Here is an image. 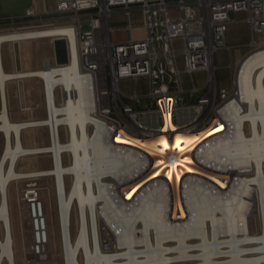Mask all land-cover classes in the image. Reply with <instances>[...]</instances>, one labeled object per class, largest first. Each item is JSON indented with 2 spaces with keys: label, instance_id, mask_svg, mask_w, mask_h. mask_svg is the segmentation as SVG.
I'll list each match as a JSON object with an SVG mask.
<instances>
[{
  "label": "bare ground",
  "instance_id": "obj_1",
  "mask_svg": "<svg viewBox=\"0 0 264 264\" xmlns=\"http://www.w3.org/2000/svg\"><path fill=\"white\" fill-rule=\"evenodd\" d=\"M58 27L64 28L15 34L23 39H28L27 34L59 35L62 38L55 39L67 41L69 65L61 70L45 60L41 70L49 79L45 86L50 108L46 119L31 123L11 121L7 99H3L10 75L3 77L0 186L12 180L21 153L52 155L48 173L54 180L66 264H78L71 246L70 223L71 212L77 208L80 224L75 243L76 250H81L83 264H177L180 258L181 264H248L246 257L253 251L247 245L252 231L250 222L260 201L264 218V199L259 196L264 189V47L253 50L240 62L229 88L233 87L236 74L237 95L219 108L218 116L205 127L185 131L170 123L149 138L137 139L121 133L114 139L115 144L109 140L110 128L98 117L92 82L81 71L75 30ZM15 36L11 37L12 43L19 40ZM7 37L0 35V48ZM62 91H69L70 97L59 104L56 95ZM242 104L255 105L256 113L244 112ZM26 128L47 129L49 143L25 147L22 133ZM61 129L66 133V142L61 141ZM176 136L182 138L179 148L183 151L174 147ZM193 139L196 142L192 144L183 143ZM161 140L168 141L166 148L160 145ZM64 154L72 162L64 163ZM174 161L176 167L171 168ZM24 190L36 194V189ZM212 192L219 195L222 209L217 194ZM197 193L204 194L199 197ZM31 196L34 195H28ZM198 205L211 208L212 224L206 219L200 224L196 221L194 207ZM30 210L34 240L38 241L34 242L36 249L46 242L47 217L45 207L38 201ZM8 213V197L2 192L0 224L5 235L0 240L1 264H17ZM219 216L221 220H217ZM98 219L110 226L100 236ZM87 224L92 232L91 246ZM253 242L257 262L264 264V233L256 232Z\"/></svg>",
  "mask_w": 264,
  "mask_h": 264
},
{
  "label": "built area",
  "instance_id": "obj_2",
  "mask_svg": "<svg viewBox=\"0 0 264 264\" xmlns=\"http://www.w3.org/2000/svg\"><path fill=\"white\" fill-rule=\"evenodd\" d=\"M134 11L142 15L140 26L131 22ZM115 13L127 17L124 40L112 38L113 29L108 22ZM233 13L246 14L251 35L248 54L264 47L255 37L264 34V0H55L53 11L44 8L42 12L36 10L33 2V7L23 16L10 18L11 25L0 23V33L36 32L55 26H70L75 30L81 71L92 82L91 90H95L94 99L100 111L98 117L110 128L109 140L115 143L114 139L121 133L137 139L153 137L170 123L178 130H198L218 116L217 110L237 95L236 74L231 89L220 87L213 63L218 50L229 48L226 31ZM177 42L179 49L175 47ZM67 57L69 62L68 48ZM196 71L206 73L200 87L192 77ZM183 73L191 76L187 89L181 79ZM139 78L148 80L145 96L138 95L134 87L128 95L120 89L119 80L135 83ZM59 95V104L70 97L69 91ZM44 96L48 112L50 102L46 92ZM20 189L21 201L27 205L26 224L32 232V258L45 260L47 241L34 248V242L38 241L34 240L30 222L33 202L45 207L38 195L41 188L34 182V185L25 183ZM24 189H36V194Z\"/></svg>",
  "mask_w": 264,
  "mask_h": 264
},
{
  "label": "rangeland",
  "instance_id": "obj_3",
  "mask_svg": "<svg viewBox=\"0 0 264 264\" xmlns=\"http://www.w3.org/2000/svg\"><path fill=\"white\" fill-rule=\"evenodd\" d=\"M36 4V10L38 12H42L44 8H46L48 11H53L55 7V0H45V5L46 7L43 8V0H35ZM10 20L8 18H3L0 19V23H8ZM131 22L133 25H138L140 26L142 24V15L138 11H134L131 14ZM127 23V17L123 13H115L113 14L110 19H109V26L113 29L112 36L115 38H125L127 33L124 31V26ZM59 28H64V27H50V28H44L41 30H48V29H59ZM31 31H15V32H5V33H0V35H6L8 36L6 40L1 42V48H0V53L2 49L3 43L10 41L11 42V37L15 36V34H20V33H27ZM138 32V31H137ZM139 33V32H138ZM96 35L99 36V31H96ZM233 42L239 43L238 45L233 47L232 49V54L235 55L238 52H242L244 49L247 47L241 46L243 45L247 40L248 36L243 34V30L241 29V26L239 24H235L233 27ZM28 39H23L21 37H16L19 40L17 43H21V45H28L31 43H34V47L30 50L31 58L33 63H37L38 60L41 57H48L50 58L52 64L54 62V41L53 38H62L59 35L52 34L44 37H40L41 39H36V40H29L32 37L31 35H26ZM38 37V36H36ZM256 38L258 40H261L264 42V34H257ZM67 42V41H66ZM68 44V43H67ZM8 45H4L3 48V56H4V64L9 65L10 64V54L7 49ZM176 49H179V44L178 42L175 45ZM224 51V50H221ZM1 60H2V54H1ZM180 60V56H178V61ZM216 65H218V68L216 69V81L218 86H229L231 85V73L229 72L228 69L224 67V65L228 61V56L227 53L224 51L222 54L216 57ZM47 62V61H46ZM69 65H52V67L60 68L61 70H66V67ZM46 71L45 73H47ZM34 74H37L35 77H39L42 79L45 87V92L47 93V87L45 86L46 83L49 82V79L47 80L44 78V72L43 70H33V71H18V72H6L2 67H0V90L3 89V77L6 75H10L7 80L17 78V77H28L32 76ZM193 80L197 86H202L205 82L206 78V73L204 71H196L192 75ZM181 79L183 82V86L187 89L191 85V76L188 74H182ZM7 83V81H6ZM120 89L125 93V94H130L133 92V87L135 88V92L140 95V96H145L148 93V80L146 78H139L138 80L133 83L132 80L128 79H121L118 82ZM36 85V84H35ZM31 90L36 88L34 86V83H30ZM4 93V91H3ZM6 98V95L4 96L3 94V99L4 101ZM7 99V98H6ZM197 98H195L196 100ZM50 102V101H49ZM6 103V102H5ZM14 103V98L12 99V106L13 108L15 107ZM143 103H146V99L143 100ZM7 105V103H6ZM245 106H242V110L244 112H248L251 114L256 113L255 112V105H248V104H242ZM50 108V105H49ZM7 112H8V106H6ZM15 109V108H14ZM16 114V113H15ZM48 112L46 111V116L43 119L44 120L47 118ZM9 115V112H8ZM10 117V116H9ZM34 121H39V120H32L28 122H34ZM14 122V121H12ZM28 122H14V123H28ZM36 134L39 140H46L48 138V130L45 128H35V129H29L26 131V134L31 137L32 134ZM66 140V133L63 129H61V141ZM66 142V141H65ZM2 144V149L0 151V156L3 152L4 149V139L2 134L0 133V147ZM44 146V145H41ZM24 158L22 162V167H27V168H32L29 171H19L17 169V163L18 161ZM72 162L70 160V157L67 154L63 155V162L68 164ZM50 165L52 164V155L51 154H37V155H24L21 153L15 163V171L12 180L5 185L4 187L0 186V194L2 192H6L7 197H8V206H9V213H8V218L10 221V226H11V234L13 238V244L15 247V256H16V263L17 264H66V253H65V248H64V239L62 235V227L60 224L59 220V215L57 213V205H56V200H55V193H54V180L53 177H50L48 173V169L42 168L44 167L45 163H48ZM262 165V164H261ZM35 168H40L39 170H33ZM24 172V173H23ZM18 173L19 176L21 177H27V176H32L36 178H25V179H15ZM13 181V182H12ZM36 182L37 186L40 187L41 189H38V195L40 199L44 201L45 204V215L47 217V226H49L48 230V236L46 234L45 238L47 243L45 244V251L47 252L48 257L45 260H33V255L32 251L30 249V245L32 243V232H31V227L26 224V219L28 217V211H27V205L21 201L22 198V189L25 183L29 182ZM261 186V185H260ZM263 192L259 195L260 199H264V189L262 190ZM214 194H217L216 192H212ZM204 193H197L196 195L201 197L203 196ZM217 197L219 198V209L223 208V203L217 194ZM76 205V202L74 203ZM211 209V208H210ZM208 206L206 205H198L195 209L194 207V215L196 218V221L200 224L202 220L206 219L209 221V224H212L214 219L211 217V212ZM75 211V210H73ZM71 212L70 215V223H71V246L74 248L75 254V260L77 261L78 264H83V256L81 253V250L78 249L76 250V243H75V238L77 235V229L80 224L79 220V215H78V208L76 209L75 212ZM261 201L260 204H258V207L254 209V214L253 218L251 219V230L249 231L250 234V240L248 242V246L251 247V255H248L246 258L249 261L248 264H258L257 262V257L254 255V249H255V242H253V238L255 236L256 232H261L264 233V218L262 217L261 213ZM77 213V214H76ZM103 213H101L102 215ZM77 216V219H76ZM99 217V216H98ZM101 217V216H100ZM99 217V218H100ZM221 216L217 220H221ZM101 219V218H100ZM99 221V219H98ZM87 228L89 229V243L90 246L92 244V232L90 225L87 224ZM105 228H108L110 230V226L106 224H103L99 221V224L97 225V233L98 235H102V233L107 230ZM202 230V229H200ZM108 231V230H107ZM4 229L2 227V224H0V240L2 241L4 239ZM97 235V237H99ZM1 253V251H0ZM226 258V257H223ZM1 259H0V264H1ZM120 264H125L124 261H120ZM177 264H181V258L179 259V262Z\"/></svg>",
  "mask_w": 264,
  "mask_h": 264
},
{
  "label": "crops",
  "instance_id": "obj_4",
  "mask_svg": "<svg viewBox=\"0 0 264 264\" xmlns=\"http://www.w3.org/2000/svg\"><path fill=\"white\" fill-rule=\"evenodd\" d=\"M34 5L36 4V1L33 0ZM46 7L45 0H43V8ZM232 22L228 24L227 31H226V43L229 46V48L223 49L228 56V61L224 65L226 69L229 70L231 73V78L234 75L237 67L239 66L240 62L248 55V53L251 51V48L249 47V41L251 39L249 26L246 23V14L245 13H233L231 15ZM10 22L8 23H1L4 25H11L13 23V20L8 18ZM110 19V18H109ZM109 24V22H108ZM235 24H239L241 26V29L243 30V34L248 36V40L241 46L247 47L242 52H238L235 55L232 54L233 47L240 46L239 43L233 42V27ZM113 35V34H112ZM36 38V36H33L32 38ZM38 37H44V36H38ZM127 37V36H126ZM125 38H115L112 36L114 40H124ZM31 38V39H32ZM257 39V38H256ZM258 40V39H257ZM261 41V40H259ZM261 45H264V42L261 41ZM8 45L7 49L10 54V64L5 65L4 64V56H3V46ZM17 45L16 47L14 45ZM34 43L28 44V45H21V43H12V42H5L2 45L1 54H2V65L6 72H18V71H33V70H41V68H44L45 60L49 61L51 65H54L57 63L56 56H55V47L54 48V62L52 64L50 58L48 57H41L37 63H33L30 50L34 47ZM17 51V54H16ZM221 50H218L214 54V66L215 69L218 68V65H216V57L222 54ZM37 74H34L32 76L28 77H17L13 79L7 80L6 83V98H7V106H8V112L11 121L14 122H28L32 120H40L45 118L46 116V105H45V87L44 83L41 78L35 77ZM216 76V71H215ZM217 82V81H216ZM30 83H34V88L31 90ZM36 84V85H35ZM218 85V84H217ZM224 88H230L229 86H221ZM14 98L15 109L12 106V99ZM58 101H60V95L57 94ZM0 108H1V98H0ZM16 113V114H15ZM27 129V128H26ZM29 130V129H27ZM27 130H23L22 133V142L25 147H35V146H41V145H47L49 143L48 138L44 140H39L37 135L34 133L29 137L26 134ZM2 149V144L0 147V151ZM24 158H21L17 163V169L19 171H29L32 168L22 167V162ZM52 165L48 163H45L44 167L42 168H50ZM40 168H35L33 170H39Z\"/></svg>",
  "mask_w": 264,
  "mask_h": 264
},
{
  "label": "water",
  "instance_id": "obj_5",
  "mask_svg": "<svg viewBox=\"0 0 264 264\" xmlns=\"http://www.w3.org/2000/svg\"><path fill=\"white\" fill-rule=\"evenodd\" d=\"M32 7L33 0H0V18L23 16ZM14 46L16 47L17 45L15 44ZM54 47L57 64L67 63L66 41L64 39H55Z\"/></svg>",
  "mask_w": 264,
  "mask_h": 264
},
{
  "label": "snow or ice",
  "instance_id": "obj_6",
  "mask_svg": "<svg viewBox=\"0 0 264 264\" xmlns=\"http://www.w3.org/2000/svg\"><path fill=\"white\" fill-rule=\"evenodd\" d=\"M181 141H182V138L180 136H176L175 137V145L174 147L178 150V151H183V149L179 148V145L181 144ZM196 142L195 139L193 140H184L183 143H186V144H192ZM167 144H168V141L167 140H161L160 141V145L163 147V148H166L167 147ZM185 161H180V163H184ZM160 164H163V161H160L159 162ZM171 168H175L176 167V162L174 161L171 166ZM159 173H157L158 175ZM169 176H171V171H169Z\"/></svg>",
  "mask_w": 264,
  "mask_h": 264
}]
</instances>
